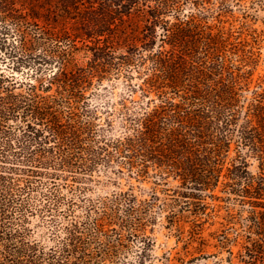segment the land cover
Segmentation results:
<instances>
[{
    "label": "trees",
    "instance_id": "16d2710c",
    "mask_svg": "<svg viewBox=\"0 0 264 264\" xmlns=\"http://www.w3.org/2000/svg\"><path fill=\"white\" fill-rule=\"evenodd\" d=\"M218 1L0 0V264H114L107 226L136 234L159 206L182 233L198 217L194 236L207 197L250 206L224 219L242 218L238 264H264V28L227 25L243 0ZM103 169L177 184L161 204L94 200Z\"/></svg>",
    "mask_w": 264,
    "mask_h": 264
},
{
    "label": "rangeland",
    "instance_id": "374dc122",
    "mask_svg": "<svg viewBox=\"0 0 264 264\" xmlns=\"http://www.w3.org/2000/svg\"><path fill=\"white\" fill-rule=\"evenodd\" d=\"M213 1L209 6L215 12L218 9L219 1ZM190 7H193L192 3L185 7V11H188ZM230 8L231 11L224 16L228 20L227 25L233 23L238 27L245 23L247 24L246 27L264 28V0H258L254 4H252V0H243L241 4L234 2L230 5ZM134 73L136 75V72ZM259 74H264V45L262 48L261 62L255 78ZM140 80L141 78L138 76H135L133 79L134 82ZM110 86L108 95L106 97L103 95L101 98H98V101L100 103L102 102V106L106 100L116 101L117 106H121L118 101L121 94L126 90L125 80L123 78L114 79L110 82ZM135 97L140 98L139 92L135 94ZM117 119L116 122H119V118ZM116 129V132L120 131L118 125ZM248 160L249 169L257 172L259 170V160L255 157H249ZM151 172L153 173L154 171L151 170ZM96 178V180H88L86 183L89 187L87 189V195L94 198V200L112 197L121 192H128L139 201H142L151 198L152 190L155 189L161 197L158 200L161 204L164 201L163 199L171 201L170 197L172 195L170 193H173L171 188H174L177 184L171 178L168 185L156 184L153 177L140 181L135 177H129L127 174L113 173L105 169L98 172ZM217 192L220 195H225L220 190ZM206 202L209 214H202L201 219L197 221L200 222V226H198V233L194 236L189 235L188 230L194 219L198 217L186 211L185 214L189 216L178 221L181 228H184L185 232L182 233L177 226V222L170 224L167 218L169 208L163 210L159 206H154L151 211L147 212L146 216L150 220L141 226L136 234H131L128 229H122L118 224L107 226L106 228H110V234L114 232L112 229L115 228L122 232L120 240H116V237L113 236L112 247L111 249L109 248L112 255L117 256V262L114 264H238L240 244L234 242L233 239H235L238 233L242 235L245 233L244 227L242 226V218L237 213L235 214L234 221L228 223L224 219V216L228 210L238 212L242 206L234 204L228 199L220 200L212 199L211 197H207ZM249 207V205H245L242 208L243 210L245 209L243 211L245 214L248 213L247 208ZM46 229L41 228V231H45ZM223 229L228 237L231 238L230 243L226 246H222L221 239H219V234ZM103 237L104 240L112 239L107 235H103ZM241 237L239 238L240 241L243 240ZM47 241L53 243V240ZM94 249L98 248L93 247ZM104 262L113 264L111 259Z\"/></svg>",
    "mask_w": 264,
    "mask_h": 264
}]
</instances>
